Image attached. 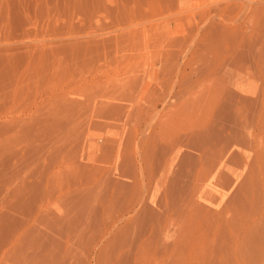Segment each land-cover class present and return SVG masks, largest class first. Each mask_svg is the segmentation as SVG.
Masks as SVG:
<instances>
[{"label": "bare ground", "instance_id": "6f19581e", "mask_svg": "<svg viewBox=\"0 0 264 264\" xmlns=\"http://www.w3.org/2000/svg\"><path fill=\"white\" fill-rule=\"evenodd\" d=\"M252 2L246 15L243 0L213 1L194 21L192 32L216 54L197 68L192 61L182 65L176 86L197 75L211 83L194 92L220 91L212 77L229 75L226 94L214 99L203 123L161 143L149 134L148 148L142 141H116L110 130L95 144L100 152L84 160L95 117L103 118V127L106 119L125 123L129 117L124 103L88 99L79 116L58 125L46 142L11 149L12 166L0 179V264H240L243 231L228 230L223 212L233 198L251 231L264 221V159L258 152L264 96L254 100L255 118L248 87L226 59L236 48L264 40V0ZM261 51L250 57L256 81L264 73ZM160 74L132 76L137 88L146 89L157 87ZM133 131L135 141L138 129ZM24 166H30L27 175L21 174Z\"/></svg>", "mask_w": 264, "mask_h": 264}, {"label": "rangeland", "instance_id": "374dc122", "mask_svg": "<svg viewBox=\"0 0 264 264\" xmlns=\"http://www.w3.org/2000/svg\"><path fill=\"white\" fill-rule=\"evenodd\" d=\"M213 1L222 0H0V179L12 166V148L22 150L46 142L58 125L65 126L79 116L88 99L124 103L129 117L125 123L106 119L105 127L100 122L103 118L95 117L84 160L100 152L95 144L99 147L104 133V137L116 133V141H142L148 148L149 134L161 143L178 129L203 123L214 99L226 94L223 84L229 75L212 77L221 83L220 91L212 88L206 93L198 91L204 81L211 83L210 77L206 81L205 76L198 79L195 74L179 87L175 81L182 65L192 61L197 68L216 54L214 48L206 49L207 39L192 32L194 21H201ZM243 3L247 5L243 13L250 15L252 0ZM249 45H245L247 50L241 45L225 59L229 63L232 59L230 70L248 87L256 118L259 105L254 100L264 96V73L256 81L250 57H257L262 49L258 59L264 62V40ZM158 70L163 74L157 87L137 88L132 75L137 78ZM153 114V125L147 127ZM260 116L264 118V100ZM135 128L138 134L133 141ZM259 146L264 159V135L259 137ZM29 169L24 166L21 174L27 175ZM237 207L232 198L223 215L228 230L243 231L238 239L244 250L240 264H264V221L257 223L259 229L255 222L251 231L250 224L241 223ZM257 239L262 244H256Z\"/></svg>", "mask_w": 264, "mask_h": 264}]
</instances>
